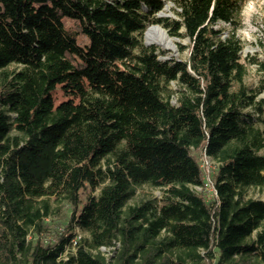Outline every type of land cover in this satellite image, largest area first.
Returning <instances> with one entry per match:
<instances>
[{
  "label": "trees",
  "instance_id": "obj_1",
  "mask_svg": "<svg viewBox=\"0 0 264 264\" xmlns=\"http://www.w3.org/2000/svg\"><path fill=\"white\" fill-rule=\"evenodd\" d=\"M245 1L173 0L169 18L163 0H0V264H264V200L244 197L264 187ZM150 23L188 58L160 60ZM144 185L162 198L129 204ZM51 202L70 215L44 242Z\"/></svg>",
  "mask_w": 264,
  "mask_h": 264
},
{
  "label": "rangeland",
  "instance_id": "obj_2",
  "mask_svg": "<svg viewBox=\"0 0 264 264\" xmlns=\"http://www.w3.org/2000/svg\"><path fill=\"white\" fill-rule=\"evenodd\" d=\"M164 4L169 3L170 7L169 10L166 12V15L163 17L175 18L176 14L173 9H177L176 5L174 4L173 0H163ZM163 10V9H162ZM160 11V13L162 12ZM160 13L157 17L160 16ZM67 26L73 28L71 22H66ZM153 23L148 24L147 28ZM160 25V24H158ZM162 26V25H161ZM216 28L223 29V32L220 34L221 38L226 37L231 32V25L218 22L215 26ZM146 28V29H147ZM164 28V27H163ZM166 30V29H165ZM145 33V32H144ZM142 35V42L146 47L154 46L156 47V53L160 60H186L188 58V48L184 50H180L178 47V43H181L183 46H188V39L184 38L182 40L173 38L174 41V48L164 49L156 44L148 45L145 41V35ZM168 33V32H167ZM236 36L242 42V50H241V57L247 60L250 56H255L258 60L264 62V0H246L242 6V10L240 13V27L235 32ZM80 43H85V40L82 37H78ZM264 78V75L261 74L257 70V65L250 63L248 65V74L245 78V83L252 89H255L259 86L260 80ZM173 90H177V86L175 83L171 84ZM54 96L56 100H61L63 98L62 93L59 89H56L54 92ZM257 98H264V90L257 95ZM175 98H173L174 101ZM244 112H250L253 117H256L257 114L251 109L250 107L245 108ZM195 155L198 159V162L203 170V175L205 178V182L207 185L206 188V197L212 198L213 196V189H212V182H211V175L215 171L216 163L209 159L206 155H204L202 150L195 151ZM197 191H200L196 189ZM98 194V190L93 192V195L96 196ZM163 196V190L158 188H152L150 186H141L137 188L136 194L129 201V204L139 203L141 200L146 199H155L160 200ZM245 198H251L256 200H264V187H249L247 188ZM52 204V214L47 218V230L40 234L38 237L42 241H47L51 238V233L54 229H60L63 225L66 224L67 219L70 215V207L66 202H51ZM37 235L31 234V238L35 239ZM255 237V233L253 234Z\"/></svg>",
  "mask_w": 264,
  "mask_h": 264
},
{
  "label": "bare ground",
  "instance_id": "obj_3",
  "mask_svg": "<svg viewBox=\"0 0 264 264\" xmlns=\"http://www.w3.org/2000/svg\"><path fill=\"white\" fill-rule=\"evenodd\" d=\"M170 4L165 3L160 16H165L166 12L169 10ZM145 41L148 45L156 44L164 49L172 50L174 48V41L171 38L163 26L154 24L149 26L145 30Z\"/></svg>",
  "mask_w": 264,
  "mask_h": 264
},
{
  "label": "built area",
  "instance_id": "obj_4",
  "mask_svg": "<svg viewBox=\"0 0 264 264\" xmlns=\"http://www.w3.org/2000/svg\"><path fill=\"white\" fill-rule=\"evenodd\" d=\"M207 185V183L205 184V186ZM195 189H198V190H200V188L199 187H196ZM75 244H76V242L75 241H73V243H72V250L74 249V246H75ZM102 251H104V252H106L107 250L106 249H104V248H102ZM66 253V252H65Z\"/></svg>",
  "mask_w": 264,
  "mask_h": 264
},
{
  "label": "water",
  "instance_id": "obj_5",
  "mask_svg": "<svg viewBox=\"0 0 264 264\" xmlns=\"http://www.w3.org/2000/svg\"><path fill=\"white\" fill-rule=\"evenodd\" d=\"M159 13H160V12H159ZM159 13H158V14H159Z\"/></svg>",
  "mask_w": 264,
  "mask_h": 264
}]
</instances>
